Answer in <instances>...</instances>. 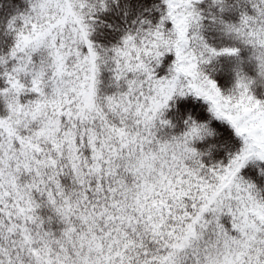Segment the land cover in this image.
<instances>
[{
  "label": "snow or ice",
  "instance_id": "obj_1",
  "mask_svg": "<svg viewBox=\"0 0 264 264\" xmlns=\"http://www.w3.org/2000/svg\"><path fill=\"white\" fill-rule=\"evenodd\" d=\"M264 0H0V264H264Z\"/></svg>",
  "mask_w": 264,
  "mask_h": 264
},
{
  "label": "clouds",
  "instance_id": "obj_2",
  "mask_svg": "<svg viewBox=\"0 0 264 264\" xmlns=\"http://www.w3.org/2000/svg\"><path fill=\"white\" fill-rule=\"evenodd\" d=\"M255 87H256V89H257L258 91H260L261 93H264V85H260V84H258V85H256Z\"/></svg>",
  "mask_w": 264,
  "mask_h": 264
}]
</instances>
